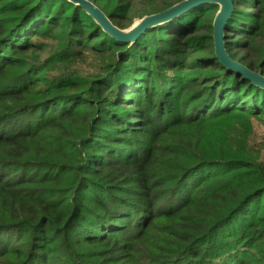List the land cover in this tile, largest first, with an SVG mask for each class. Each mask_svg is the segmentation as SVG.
<instances>
[{
  "label": "trees",
  "instance_id": "trees-1",
  "mask_svg": "<svg viewBox=\"0 0 264 264\" xmlns=\"http://www.w3.org/2000/svg\"><path fill=\"white\" fill-rule=\"evenodd\" d=\"M90 1L128 29L184 0ZM234 2L228 52L264 75V0ZM218 11L130 45L0 0V264H264V89L217 58Z\"/></svg>",
  "mask_w": 264,
  "mask_h": 264
},
{
  "label": "water",
  "instance_id": "water-1",
  "mask_svg": "<svg viewBox=\"0 0 264 264\" xmlns=\"http://www.w3.org/2000/svg\"><path fill=\"white\" fill-rule=\"evenodd\" d=\"M68 1L83 9L106 34L118 42L130 45H134L148 30L165 25L199 6L217 5L219 6V11L214 22V40L217 58L228 70L236 72L251 81L254 85L264 89L263 73L255 72L240 62L235 61L228 52L226 44L227 28L235 11L234 0H184L161 13L139 19L128 29H121L115 26L111 19L90 0Z\"/></svg>",
  "mask_w": 264,
  "mask_h": 264
},
{
  "label": "rangeland",
  "instance_id": "rangeland-1",
  "mask_svg": "<svg viewBox=\"0 0 264 264\" xmlns=\"http://www.w3.org/2000/svg\"><path fill=\"white\" fill-rule=\"evenodd\" d=\"M139 19H136V21H138ZM135 21V22H136ZM50 54V48H47V50L42 53V57L43 59H46ZM97 60H95L94 57H89L87 59V65H84V68H86L87 70H94V64L96 63ZM253 124H254V128H255V135L253 137V141L255 143L260 142L262 140H264V117L259 118V119H253Z\"/></svg>",
  "mask_w": 264,
  "mask_h": 264
}]
</instances>
